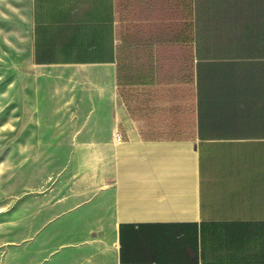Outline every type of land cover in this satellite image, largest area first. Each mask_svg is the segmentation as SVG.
Instances as JSON below:
<instances>
[{"label":"crops","instance_id":"obj_1","mask_svg":"<svg viewBox=\"0 0 264 264\" xmlns=\"http://www.w3.org/2000/svg\"><path fill=\"white\" fill-rule=\"evenodd\" d=\"M3 1L29 144L91 156L59 214L112 264H264V0Z\"/></svg>","mask_w":264,"mask_h":264},{"label":"rangeland","instance_id":"obj_2","mask_svg":"<svg viewBox=\"0 0 264 264\" xmlns=\"http://www.w3.org/2000/svg\"><path fill=\"white\" fill-rule=\"evenodd\" d=\"M10 21L0 0V264H112L111 224L84 229L93 221L79 224L76 215L59 214L62 203L76 201V187L85 186L76 180L85 169L82 160L90 154L38 150L29 144L33 136L23 119L27 97L45 72L19 62ZM53 207L57 220L66 224L38 231V217L40 222L53 218Z\"/></svg>","mask_w":264,"mask_h":264},{"label":"built area","instance_id":"obj_3","mask_svg":"<svg viewBox=\"0 0 264 264\" xmlns=\"http://www.w3.org/2000/svg\"><path fill=\"white\" fill-rule=\"evenodd\" d=\"M116 141H121V135L119 133L115 134Z\"/></svg>","mask_w":264,"mask_h":264}]
</instances>
